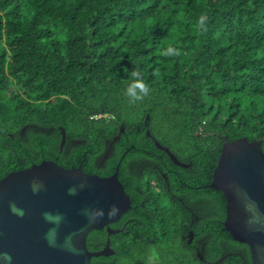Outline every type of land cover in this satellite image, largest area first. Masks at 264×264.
I'll return each instance as SVG.
<instances>
[{"label":"trees","instance_id":"obj_1","mask_svg":"<svg viewBox=\"0 0 264 264\" xmlns=\"http://www.w3.org/2000/svg\"><path fill=\"white\" fill-rule=\"evenodd\" d=\"M133 72L151 89L135 102ZM146 135L175 154L212 138L216 164L222 137L264 152V0H0V179L99 173L115 137Z\"/></svg>","mask_w":264,"mask_h":264},{"label":"water","instance_id":"obj_2","mask_svg":"<svg viewBox=\"0 0 264 264\" xmlns=\"http://www.w3.org/2000/svg\"><path fill=\"white\" fill-rule=\"evenodd\" d=\"M222 140L210 187L225 198V230L249 247L252 264H264L261 143ZM128 205L117 171L100 177L44 160L10 172L0 179V264H91L105 254L88 249V234L116 220Z\"/></svg>","mask_w":264,"mask_h":264},{"label":"flooded vegetation","instance_id":"obj_3","mask_svg":"<svg viewBox=\"0 0 264 264\" xmlns=\"http://www.w3.org/2000/svg\"><path fill=\"white\" fill-rule=\"evenodd\" d=\"M195 140L200 153L175 154L150 135L117 136L95 157L99 173H84L110 177L117 171L129 205L116 220L93 230L92 237V231L88 234V249L105 254L91 264H111L112 259L116 264H228L230 259L252 264L249 247L233 241L224 228L222 192L210 187L214 141ZM153 250L156 261H150Z\"/></svg>","mask_w":264,"mask_h":264},{"label":"clouds","instance_id":"obj_4","mask_svg":"<svg viewBox=\"0 0 264 264\" xmlns=\"http://www.w3.org/2000/svg\"><path fill=\"white\" fill-rule=\"evenodd\" d=\"M200 25L201 27H203V18H201L200 20ZM163 54L166 56H170V55H177L178 52L176 49L169 47L168 49L165 50ZM132 76L133 79L126 88V95L133 102L143 100L146 96L150 94L151 89L146 83H144L139 72H133ZM157 259H158V254L153 250L150 256V261H156Z\"/></svg>","mask_w":264,"mask_h":264}]
</instances>
